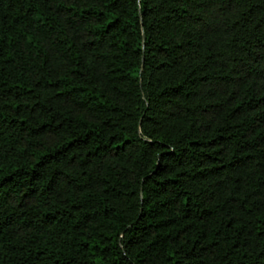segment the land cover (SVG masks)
<instances>
[{
    "label": "trees",
    "instance_id": "trees-1",
    "mask_svg": "<svg viewBox=\"0 0 264 264\" xmlns=\"http://www.w3.org/2000/svg\"><path fill=\"white\" fill-rule=\"evenodd\" d=\"M0 264H264V0H0Z\"/></svg>",
    "mask_w": 264,
    "mask_h": 264
}]
</instances>
